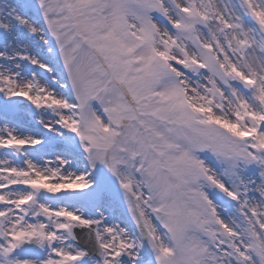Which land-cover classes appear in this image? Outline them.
Segmentation results:
<instances>
[{
  "label": "snow or ice",
  "instance_id": "snow-or-ice-1",
  "mask_svg": "<svg viewBox=\"0 0 264 264\" xmlns=\"http://www.w3.org/2000/svg\"><path fill=\"white\" fill-rule=\"evenodd\" d=\"M0 264H264V0H0Z\"/></svg>",
  "mask_w": 264,
  "mask_h": 264
}]
</instances>
